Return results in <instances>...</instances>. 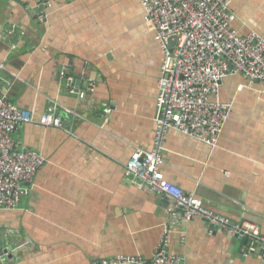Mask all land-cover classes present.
<instances>
[{
  "label": "crops",
  "instance_id": "0c3cea01",
  "mask_svg": "<svg viewBox=\"0 0 264 264\" xmlns=\"http://www.w3.org/2000/svg\"><path fill=\"white\" fill-rule=\"evenodd\" d=\"M230 11L240 35L264 38V0H232ZM155 36L141 0H0L9 100L35 121L57 103L64 121L13 134L19 149L46 159L31 194L15 210L0 209V244L19 245L17 264L153 257L171 205L134 184L125 166L137 149L153 147L164 60ZM91 83L84 99L70 93ZM214 100L230 106L216 147L172 130L162 173L215 214L264 235V83L229 76ZM248 246L197 218L176 227L169 252L186 264H264L261 253L246 255Z\"/></svg>",
  "mask_w": 264,
  "mask_h": 264
},
{
  "label": "built area",
  "instance_id": "2783aa9c",
  "mask_svg": "<svg viewBox=\"0 0 264 264\" xmlns=\"http://www.w3.org/2000/svg\"><path fill=\"white\" fill-rule=\"evenodd\" d=\"M146 18L155 29L164 60L156 101L155 136L150 151L137 149L126 163L127 178L140 189L159 195L169 202L168 222L153 257L121 255L94 264H186L169 247L176 227L184 222L202 219L213 230L231 238L249 242L247 254L264 251V235L250 223L232 224L215 214L193 195L168 181L163 173L165 140L177 131L210 147H216L230 115V106L215 101L224 80L242 74L253 82L264 83V38L256 32L240 35L232 28V0H141ZM173 43V45H171ZM5 67L0 65V70ZM64 67L61 77L67 78ZM0 209L15 210L33 189L38 173L46 164L40 153L19 149L13 134L19 126L37 124L45 128H63L58 104L50 106L38 121L16 107L8 98L11 81L0 77ZM71 88L70 93L84 99L92 93ZM106 110V114L111 113ZM72 113V112H70ZM5 264H17L2 249Z\"/></svg>",
  "mask_w": 264,
  "mask_h": 264
},
{
  "label": "water",
  "instance_id": "95a60500",
  "mask_svg": "<svg viewBox=\"0 0 264 264\" xmlns=\"http://www.w3.org/2000/svg\"><path fill=\"white\" fill-rule=\"evenodd\" d=\"M171 45H173V43H171ZM165 202H166L165 204L168 203L167 201ZM4 246H6V248H4ZM18 248H19L18 244H13L12 246H7L5 242H1L0 244V249H2L5 253L10 254L9 257H11V253H13ZM261 255L264 256V251L261 252Z\"/></svg>",
  "mask_w": 264,
  "mask_h": 264
}]
</instances>
